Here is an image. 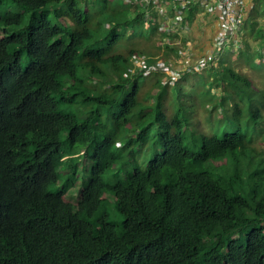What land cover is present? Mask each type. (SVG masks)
I'll use <instances>...</instances> for the list:
<instances>
[{
  "label": "trees",
  "instance_id": "trees-1",
  "mask_svg": "<svg viewBox=\"0 0 264 264\" xmlns=\"http://www.w3.org/2000/svg\"><path fill=\"white\" fill-rule=\"evenodd\" d=\"M8 1L20 11L4 12ZM169 1L168 8L195 16L196 5ZM251 25L259 33L244 40L237 56L256 67L264 25ZM129 27L147 32V40L158 36L161 49L174 33L160 11L148 13L133 0H0V264H264V200H257L264 196V158L253 157L261 155L253 146L258 135L251 139L241 129L246 106L251 120L264 119V102L257 105L252 95L260 89L264 99V88L228 61L202 79L185 76L169 85L154 74L140 81L145 70L123 65L143 52L114 53ZM165 46L168 56L179 49ZM190 81L209 92L198 108L196 91L184 86ZM143 96L153 103L143 106ZM77 101L91 107L82 119L62 109ZM115 104L119 111L106 125L102 110ZM194 110L222 119L205 115L210 128L201 133ZM150 122L164 152L146 171L134 160L125 181L106 183V171L120 161L119 143L130 150L135 141L146 144ZM82 150L91 164L75 207L65 188L52 187L63 165L66 176L79 173L73 157ZM219 159L232 163V174L208 170ZM106 195L124 216L120 226L103 212L86 218L98 213Z\"/></svg>",
  "mask_w": 264,
  "mask_h": 264
},
{
  "label": "rangeland",
  "instance_id": "rangeland-1",
  "mask_svg": "<svg viewBox=\"0 0 264 264\" xmlns=\"http://www.w3.org/2000/svg\"><path fill=\"white\" fill-rule=\"evenodd\" d=\"M264 5V3H263ZM6 10H13L15 12L20 11L19 5L12 3L8 1L4 6H3V11ZM10 32H16L18 31V28H9ZM129 38H125L126 41L125 43H118L115 47L114 53L118 52H127L131 48H135L139 51L143 52V55L145 57H154L157 55H165L167 51L162 50L160 48V45L158 43V36L153 37L152 39L147 40V37L149 38V34L147 35V32H145L146 36H140L139 32L134 33L132 28L129 30ZM132 32V34H131ZM136 35V36H135ZM91 47L87 46L83 50H81L80 53V60H85L86 59V53L89 51ZM224 58V62L228 61L229 65L231 68H233V65L235 67V70H237L238 73L241 75H244L246 77L254 79V82L256 83L257 86L264 88V61L260 63H256V67H250L248 62L244 59L241 58L237 55L231 54V53H223L222 54ZM129 64L130 66L123 65L125 68H128V70H132V67L135 66V60L136 58H132L131 56L129 57ZM252 63L251 61H249ZM29 65V59L28 57H25L22 61V67L27 68ZM107 71H109L107 69ZM110 72V71H109ZM80 77L85 78V73H80ZM113 77L116 78L115 75L112 74ZM199 78H203L202 75H198ZM215 77V74H214ZM211 80V79H210ZM212 82V80H211ZM64 85L66 87H71L72 85L68 82L63 81ZM95 82H90L89 84L96 85ZM193 81L188 82L187 84H184L186 88H188V91H196L195 94V101L197 108L200 107L202 104H205L206 101H209V92L203 88L197 87L193 85ZM144 88L149 91V87L144 86ZM173 86L170 87L172 89ZM220 96V94H217ZM253 98L255 103L257 105L263 106V93L260 89H255V91L252 93ZM69 97V95L67 96ZM142 104L143 106H148L153 103L152 99L148 98L147 96L142 97ZM87 107V108H86ZM120 104H115L112 108L110 109H103V121L106 125H109L110 120L107 118L109 114H114L119 111ZM230 107L232 109V112L234 110V106L232 103H230ZM86 108V109H85ZM169 109V107H166ZM63 111L72 113L73 115L77 116V118L82 119L86 113L91 109L90 106H84L80 101H77L75 103H67L62 106ZM87 110V111H86ZM86 112V113H83ZM231 112V113H232ZM262 113L264 114V110L262 109ZM192 115L195 117V120L199 122V128L202 130H209L210 125L208 122L205 121V115L208 117H214L218 120L222 119V116L220 113H211L210 111H202V110H194ZM231 116V115H230ZM149 118L151 117V113L148 116ZM250 109L249 107L246 106L243 117H242V126L241 129L244 133H246L251 139L254 137H257L254 139L255 144L253 143V146L257 148V152L261 155H258L257 157L253 155L254 159L259 161L261 158H264V119H259L258 122L253 121L250 119ZM252 118V117H251ZM239 127V125H233L232 128L228 129V132L235 131ZM263 135V136H262ZM200 134L198 135L199 138ZM63 140L65 141V146H67L68 142L66 137H63ZM147 143L143 144L141 142H134V149L130 150L127 146L124 148L121 147L120 143L117 146V153L120 155V161L118 164L114 165L110 169H108L104 175V180L108 184H115L116 182L119 181H125L128 177L129 174H131L134 170L135 167V162L134 160L137 161V163L141 166L142 169L147 170L149 168V160L156 154V153H163V148L160 145V143H157L155 141V124L150 122V125L147 129V137H146ZM89 153H93V148L89 150ZM245 159L246 157L243 156ZM67 161H70V157H66ZM73 159L78 162L79 164V173L76 176H66L64 173L69 170V168L66 165H63L60 170L63 171V175L59 179V183L55 186L52 187L53 191H59L62 189H66V194L65 197L70 200L71 202L76 203L78 201L79 193L82 188V184L84 179L87 177L85 167L89 166L91 164V160L89 159V156H86V150H82L80 153L76 154ZM248 162V161H246ZM244 166V163H243ZM241 166V167H243ZM206 167L208 170L212 171L213 169L216 172V175L219 176L220 173H223L224 175L228 176L232 174V170L234 169V166L232 165L231 162L226 161V160H214L213 163L211 164L208 162L206 164ZM211 169H210V168ZM213 172V171H212ZM220 177V176H219ZM249 197V196H248ZM257 200H264V196H257ZM105 213L108 215V220L115 224L120 226L123 221H124V216L116 209L115 202L111 198V196L106 195L104 196V202L101 206V213ZM96 217V216H94ZM92 217V218H94ZM91 218V219H92ZM215 237V236H214ZM207 242H211L216 240L214 238L213 240H209L208 237L205 238ZM207 248L206 245L202 247V252Z\"/></svg>",
  "mask_w": 264,
  "mask_h": 264
},
{
  "label": "built area",
  "instance_id": "built-area-1",
  "mask_svg": "<svg viewBox=\"0 0 264 264\" xmlns=\"http://www.w3.org/2000/svg\"><path fill=\"white\" fill-rule=\"evenodd\" d=\"M138 2L139 0H134ZM169 0H141L143 7L150 9V7H156L158 9H163V14H166L171 11V8L167 7L166 2ZM183 5H191L194 2L202 3L205 8L209 11L213 10L214 7L211 5V0H179ZM215 7L220 10L222 16V27L219 29L216 34L213 43L212 51L210 56H204L200 59H195V52L191 43H189L183 52L186 57L190 60L182 62L183 70L185 71H194V72H203L205 70L211 69L212 61L215 58H219L220 55L226 52H234L239 54L243 49L245 31L243 29V24L245 20L244 13V4L245 0H214ZM174 22L176 25H185V14L182 11L181 7L175 8ZM191 46V47H190ZM257 61H264V45L257 48ZM221 57V56H220ZM194 59V60H193ZM146 63L143 59L140 60L139 66L145 67ZM173 62H165L164 60H158L155 64L149 65L147 68L149 72L152 71H163L171 74L174 80H177L180 77V72H173L172 70Z\"/></svg>",
  "mask_w": 264,
  "mask_h": 264
},
{
  "label": "clouds",
  "instance_id": "clouds-1",
  "mask_svg": "<svg viewBox=\"0 0 264 264\" xmlns=\"http://www.w3.org/2000/svg\"><path fill=\"white\" fill-rule=\"evenodd\" d=\"M134 1V0H133ZM135 3H138L139 4V6H141V7H143L142 6V4H141V0H139L138 2H136V1H134ZM211 2V5L214 7V9L213 10H211L210 12H212V11H215L216 10V5H215V1L214 0H211L210 1ZM193 5H196V7H199V6H203V7H205L202 3H199V2H194L193 4H191L190 6L192 7ZM148 13H150L151 11H152V9H154V10H158V11H160V13L167 19V21H168V24H169V29L170 30H174V33H173V35H169L168 36V40L166 41V42H164V44L165 45H171V46H173V45H176L175 44V42H174V37H175V35L178 33V30H180V29H183V28H185V27H188V29H189V27H190V23H189V18H186V16H185V20H186V22H185V24H187V26H185V25H182V26H178V25H176L175 24V22H174V16H175V9H171V11L170 12H168V13H166V14H163V9H158V8H156V7H150V9H149V7L148 8H145V7H143ZM218 9V8H217ZM219 10V9H218ZM7 11V10H6ZM11 11H13V10H11ZM220 11V10H219ZM5 12V11H4ZM244 13H245V10H244ZM246 16V15H245ZM245 20H246V17H245ZM245 20H244V24H243V29H244V26H245ZM130 28H132V30H133V32L134 33H136V28L135 27H129V30H130ZM245 31V30H244ZM130 33V32H129ZM131 34H132V32H131ZM247 37H246V31H245V36H244V39H246ZM189 43H191V46L193 47V49H194V52H195V59H200V58H202V57H204V56H207V57H209L210 56V54H209V52H206V53H202V54H200V53H198V51H197V49H196V47H195V43H194V41L191 39V38H188L187 40H185L184 42H182L180 45H177V46H179V49L176 51V54L175 53H170V55L168 56V55H157V56H154V57H145L144 55H143V53H141L138 57H136V60H135V66H133L132 67V69L133 70H145V73L144 74H142L139 78L141 79L140 81H144V80H146V78L148 77V75H154V74H160V75H163L164 76V79L165 80H169L170 81V83L171 84H169V85H174V84H176V83H178V82H180L183 78H185V76H191L192 78H194V77H198V75H204L205 73H207V74H209V73H211V72H213L212 71V69H213V67H217L218 65H219V63H218V61L216 62L215 61V58L212 60V61H210V63H212V66H211V69H208V70H205V71H203V72H199V73H197V72H194V71H185V70H183V63L182 62H185V61H189V63H191L190 62V60L186 57V55L183 53L184 51H185V49H186V47H187V45L189 44ZM165 45H163L162 44V50H166V46ZM190 46V47H191ZM169 48V47H168ZM167 51V50H166ZM227 53V52H226ZM231 53H233V54H236V53H234V52H231ZM167 54V53H166ZM236 55H238V54H236ZM141 59H143L144 61H145V63H146V65H145V67H141V66H139V64H140V60ZM217 59H219V58H217ZM256 59H257V56H256ZM255 59V62L257 63H260V62H262V61H257ZM158 60H164L165 62H169V61H172L173 62V65H172V70H173V72H175V73H177V72H180V77L177 79V80H174V78H173V76L171 75V74H169V73H167V72H163V71H152V72H149V70H148V66L149 65H153V64H155ZM194 60V59H193ZM192 64V63H191ZM163 79V80H164ZM165 83V82H164ZM196 86V85H195ZM200 132L201 133H205V131L204 130H200ZM210 163L212 164L213 163V161H210ZM148 164H150V162L148 163ZM211 169V168H210ZM214 173H215V175H216V172L213 170V169H211ZM146 171V170H145ZM79 195H80V193H79ZM65 196V195H64ZM80 197V196H79ZM78 197V201L76 202V203H74V202H71L70 200H68L66 197H64L67 201H69L70 203H72L75 207H77L78 206V203H79V200H80V198ZM101 206H102V204H101ZM101 206H100V209H99V211H98V213L97 214H95V215H93L92 217H94V216H98V215H100L101 214ZM92 217H86L88 220H91V218Z\"/></svg>",
  "mask_w": 264,
  "mask_h": 264
},
{
  "label": "crops",
  "instance_id": "crops-1",
  "mask_svg": "<svg viewBox=\"0 0 264 264\" xmlns=\"http://www.w3.org/2000/svg\"><path fill=\"white\" fill-rule=\"evenodd\" d=\"M263 3L264 0H245V26L247 24L246 28H249V30L247 29L246 37L250 41L255 40L257 33H259V29L254 30L251 23L257 27L264 25ZM196 9L195 16L190 17L189 23L191 25L189 29L185 27L178 30V33L174 37V42L176 45H180L188 38H191L195 43L198 53L202 54L209 52L210 54L213 48V40L222 27V16L217 8L212 12L203 6L196 7ZM228 53L231 52H227V54ZM220 56L219 59H216V62L218 61L219 64L224 60L223 56Z\"/></svg>",
  "mask_w": 264,
  "mask_h": 264
}]
</instances>
